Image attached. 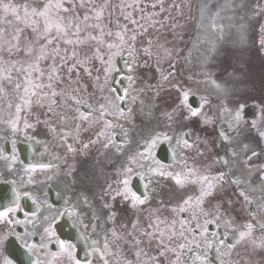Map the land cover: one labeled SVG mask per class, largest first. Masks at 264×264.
Masks as SVG:
<instances>
[{"label": "snow or ice", "instance_id": "1", "mask_svg": "<svg viewBox=\"0 0 264 264\" xmlns=\"http://www.w3.org/2000/svg\"><path fill=\"white\" fill-rule=\"evenodd\" d=\"M158 6L159 12H146L142 0H0V123L12 136L11 152L0 148V160L9 161V168L18 161L19 133L45 152L53 142L59 148L64 141L66 154L86 151L104 137L103 148H114L124 157L100 196V209L87 196L73 201L58 192L62 210L47 199L38 203L32 197L36 211L29 213L21 199L30 193L13 188L12 199L0 208V264H14L4 254L10 237L35 257L31 264H264V220L258 219L264 212V194L250 195L254 184H264V162L250 163L264 155V101L254 102L256 111L249 112L250 81L245 72L250 70L234 65V53L225 51L216 70L206 67L205 76L221 93V114L228 118L217 124L216 115L206 108L211 104L207 96H200L193 106L192 85L180 79H193L183 67L192 55L188 24L171 16L165 18L170 24L155 19L166 11L163 0L151 4L152 9ZM196 10L201 30L210 27L223 33V22L228 21L240 51L258 32V52L264 55V0H197ZM124 57L129 87L119 94L110 76L114 61ZM137 81L140 87L134 88ZM129 97L133 102L139 98L141 112L149 117L161 113L166 127L139 140L124 132L117 143L109 134L114 125L108 117L127 119L133 111L123 106ZM193 122L211 128L214 135L193 139ZM96 124L102 127L93 132ZM172 125L178 126L174 132L169 131ZM234 143L243 151L246 166L256 169L247 180L235 171ZM164 144L171 163L158 157ZM221 145L229 146L228 153L214 156V148ZM189 150L220 165L219 171L190 162ZM53 166L30 163L24 171L30 176ZM134 177L147 178L143 193L133 189ZM154 178L164 183L159 204L144 226L139 216L121 224L123 209L117 202L143 212L155 191L149 187ZM238 207L242 215L236 214ZM41 208L48 214L40 215ZM21 212L24 218L17 219ZM63 218L75 231V240L58 234ZM14 225H23L24 232ZM211 225L215 231L209 230ZM185 253L194 255L185 258Z\"/></svg>", "mask_w": 264, "mask_h": 264}, {"label": "flooded vegetation", "instance_id": "2", "mask_svg": "<svg viewBox=\"0 0 264 264\" xmlns=\"http://www.w3.org/2000/svg\"><path fill=\"white\" fill-rule=\"evenodd\" d=\"M189 34L190 39L188 41V45L190 47L195 43V36L198 33ZM111 81H115V83L112 84L113 87L121 84V79L117 78L114 80L113 74L110 77V82ZM136 84L133 85V87H135ZM128 87L129 82L122 86V94L123 89ZM129 91L131 93L132 89L130 88ZM129 98L131 99V97ZM262 101H264V94ZM133 105L132 101H126L123 105L125 108L131 107L133 110L127 119H121L118 116L108 117L114 125L109 134L114 136L117 143L124 139V132H128L133 140H139L141 136H147L151 131H158L161 127L162 122L159 120L157 114L150 117L147 115L146 120H142L143 124H141V122L137 120L136 109H134ZM146 123L147 125L145 126L144 124ZM172 126L174 131H176L178 126ZM101 127V124H96L94 125L92 131L95 132ZM145 128H150V131H145ZM191 131L194 133L192 137L193 139H195L196 136L201 138L203 137L202 125L198 122H193L191 124ZM93 138L95 137L93 136ZM11 139L12 138L0 139V148L4 150L5 154H9L11 152ZM83 139L86 142L87 136H84ZM104 142V137H101L97 144L90 145L89 149L86 151L66 154L64 141H60L61 146L59 148H56L55 143L53 142L47 152H45L44 148L40 145H34L28 148L24 144H21L19 147V143L17 141L18 161L13 164L11 168H9V161L0 160V183H12L14 181L16 182L15 186L21 193L24 191L30 193V196L23 197L21 199V206L24 211L29 213L36 211V205L32 203V197H35L38 203H42L45 199H47L54 205L55 208L62 210L64 203L63 200L56 199V194L58 192L63 194L65 198L73 201L87 196L95 204L96 208L100 209L102 206L100 196L102 195L104 188L107 187V183H110L114 177L116 167H118L124 160L123 155L118 154L114 148L110 147L108 150H105L103 148ZM133 147H135V145H133ZM56 156H59L61 159H54ZM188 159L190 162L199 165L202 168L204 166L211 165V162H204L203 158L197 157L195 155V150H189ZM37 162L51 163L54 166L45 171L38 170L31 173L30 176L29 174H26L24 167L30 163ZM215 166L217 167V165ZM140 182L141 180L139 178L134 177L132 186L133 184L138 185ZM155 182L157 181L155 180ZM159 193L160 191H158L156 195H152L150 203L145 206L143 212L138 209L132 210L125 207L120 202H117V207L123 209L118 217L121 224L124 220H128L130 223L131 220H134L137 216H139L141 220L140 227H143L146 223V217L149 212L156 208L159 204ZM45 194L47 195L45 196ZM0 208H3V206ZM45 214H48L47 210L45 208H41L40 215ZM16 218L23 219V212L18 213ZM121 224H109V227L120 228ZM13 227L17 232H24L23 225H14ZM28 228H31V225H28ZM37 229H40L39 222H37ZM129 230L131 229L129 228ZM58 234L62 238L65 236H72L76 239V233L68 227L66 218L60 220ZM34 239L38 240L39 237L37 236ZM9 240H14L21 245V242L15 240L14 237H10ZM120 246L123 247V241ZM116 247V245H113V250H116ZM37 255H39V253H37ZM80 255L83 257V246L80 248ZM14 264L17 263L14 262Z\"/></svg>", "mask_w": 264, "mask_h": 264}, {"label": "rangeland", "instance_id": "3", "mask_svg": "<svg viewBox=\"0 0 264 264\" xmlns=\"http://www.w3.org/2000/svg\"><path fill=\"white\" fill-rule=\"evenodd\" d=\"M15 2L21 3L23 2V0H15ZM113 2L118 3L119 0H113ZM142 2H143V5L145 6L146 12H153V11L159 12V6L156 9L151 8V4L157 3V0H142ZM196 3H197V0H163V6L166 9V11L163 13H160V15L155 17V19L163 20L165 24H170L172 22L171 19H165V18L169 16L175 17L180 20L181 24H185V23L188 24V28H187L188 33H201L199 37L201 39L206 35V33H209L213 30L210 27L207 30H201L198 28V20H197L198 12L196 10ZM173 5H177L179 7H172ZM189 5L192 6L191 11L189 10ZM181 12L183 13V16H180ZM189 17H192V19H189ZM136 18L139 19V14H137ZM223 23L225 24V29L223 32V33H226L225 35H223L218 29L216 31H213V33H217L218 38L221 37V35H223L224 37L223 39H220L221 40L220 45H223V41H224L225 48H220L219 51L221 52L219 53V56L223 55L225 51H227L230 54L234 53V57L232 59V62H234L233 64L236 65L237 67H244L246 65L247 68L250 70V71L245 72V75L248 77L250 81L247 86V91L249 95L248 97L249 106H250L251 103L253 104L254 102H258L259 96L261 95V91L263 88V87L260 88L261 77H262L261 74L264 73V69L261 66V62H260L262 55L258 52V48H259L258 41L260 39V35L258 32L255 33L253 36V40L249 42L248 47L245 50L240 51L239 46L234 43V41L236 40L235 29L230 30L227 27L229 23L228 21H224ZM160 31L164 32L165 29H160ZM155 34L156 33L153 32V35ZM216 59L219 60L220 58L217 57ZM115 68L116 66H115V61H114L113 70ZM212 70L215 71L213 68ZM229 72H231V68L229 69ZM183 78L184 77H180V79L184 80ZM251 83H252V90H250L249 88V86H251ZM240 87L243 88L244 85L243 86L240 85ZM248 89L250 90V92ZM209 99L211 100V102L214 100L213 98H209ZM137 100L140 101L139 98H137ZM210 105H213V104L211 103ZM206 108L210 109V106L207 105ZM254 110L255 109L250 110L249 112L251 113ZM40 111L42 112L43 110H40ZM210 113H214V112L210 110ZM3 118L4 119L7 118V110L4 111ZM205 132L207 135H214L213 130L211 128L205 129ZM0 135L3 137L11 136L10 129L6 124L0 123ZM19 138H25V137L22 133H19L17 134L16 139H19ZM217 140H218V137H217ZM158 179L159 178H156L157 181ZM163 183L164 182L162 181H160V183H157L153 179L152 184L150 186V189H155V191L152 192L153 195H156L157 192L161 190V186L163 185ZM254 189L251 188L250 193L254 191ZM262 194H264V192ZM236 214L242 215L239 207L236 210ZM200 222L202 223V220ZM193 255L194 253H185L186 258L188 256H193Z\"/></svg>", "mask_w": 264, "mask_h": 264}, {"label": "bare ground", "instance_id": "4", "mask_svg": "<svg viewBox=\"0 0 264 264\" xmlns=\"http://www.w3.org/2000/svg\"><path fill=\"white\" fill-rule=\"evenodd\" d=\"M213 45H215V38L213 31L207 33L206 37L200 41L193 49L191 55V62H193L192 66L194 71H196L192 80H187L188 83L192 84L193 90L199 95H205L207 97L213 98L217 103L212 106V110L216 112L218 116L219 122H223V120L227 119V114H221V103L220 97L221 93H219L214 86L210 83V81L206 82L205 71L206 67L208 68V61L210 59V54L213 50ZM207 62V65H206ZM191 63L185 64L186 70H191ZM191 75V74H189ZM227 75V74H225ZM241 88V87H240ZM242 89V88H241ZM244 153L242 150L237 152L235 157V171L245 180L248 179L249 174L254 171V169H249L246 167L245 163L243 162ZM261 185L256 188V191H259ZM258 219L264 220V212H261L258 215Z\"/></svg>", "mask_w": 264, "mask_h": 264}, {"label": "water", "instance_id": "5", "mask_svg": "<svg viewBox=\"0 0 264 264\" xmlns=\"http://www.w3.org/2000/svg\"><path fill=\"white\" fill-rule=\"evenodd\" d=\"M120 66V65H119ZM158 156L163 159V160H167V161H171V158L170 156L169 157H166L164 156V153L163 152H159ZM167 158V159H166Z\"/></svg>", "mask_w": 264, "mask_h": 264}]
</instances>
